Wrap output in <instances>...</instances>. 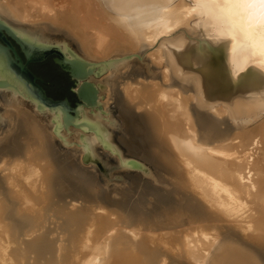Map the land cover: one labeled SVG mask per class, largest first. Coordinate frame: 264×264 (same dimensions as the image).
Returning <instances> with one entry per match:
<instances>
[{"label": "bare ground", "instance_id": "1", "mask_svg": "<svg viewBox=\"0 0 264 264\" xmlns=\"http://www.w3.org/2000/svg\"><path fill=\"white\" fill-rule=\"evenodd\" d=\"M262 12L223 0H0V19L21 32L31 21L67 30L96 89L67 128L46 109L39 126L21 93L0 89V264H264ZM46 133L90 159L104 146L125 166L119 142L165 165L183 204L146 193L63 202L51 160L69 188L91 179L81 185L75 151L56 152Z\"/></svg>", "mask_w": 264, "mask_h": 264}, {"label": "water", "instance_id": "2", "mask_svg": "<svg viewBox=\"0 0 264 264\" xmlns=\"http://www.w3.org/2000/svg\"><path fill=\"white\" fill-rule=\"evenodd\" d=\"M44 25L45 32L39 31V25L38 28L22 26L23 30H28L27 33H35L38 36V39H36L11 27L10 24L0 19V89L12 88L21 93L22 105L28 106L31 109V114L35 116H45L46 114L42 113L44 109L55 113L59 112L63 128L78 127L75 122L79 116L77 115L78 105H96V89L88 80V76L92 71L89 64L77 53L78 47L76 44L70 43L64 32H56L48 23ZM49 56H52L53 63L63 72H66L74 82L75 87L72 91L77 98L74 105L66 97L58 99L49 96L39 83L42 80L28 67L30 63L41 62ZM191 109L194 114L207 112V108L200 107L197 104H193ZM29 121L31 122V120ZM225 123L227 126H233L229 121ZM51 131V133L55 132L53 129ZM45 136L50 139L56 152L75 151L74 161L77 167L86 171L83 174L78 173V176H76L82 186V180L91 179V186L87 185V188L84 186H80L81 189L69 188V185L64 184L65 173H63L59 164L57 166L55 160H51L54 170L51 176L52 190L56 197L64 202H67L69 198H74L76 202L86 207L91 198H98L100 201L110 202V205H112L119 204L120 201L125 202L124 199L127 200L128 198L137 196L143 198L146 193L149 196L157 195L159 197L163 194H170L172 201L169 205L175 204V202L183 204L180 194H176L177 188L172 177L167 173L163 164V169L157 168L158 166L156 167L152 163V159L150 160L146 156L134 155L130 151L125 152L120 143L117 142L120 151H122L121 153L125 152L124 156L127 158L125 166L122 167L119 166L115 155L112 158L110 151L104 146L94 147L97 156H95V159H90L87 155L77 154L76 146L64 144L49 133H46ZM145 168L150 169L152 174L144 175L141 169L145 170ZM85 174L90 176L84 177ZM149 201H151L150 198L146 202ZM65 228L68 231L70 230L69 225H66ZM257 252L264 260V250L262 252L258 250ZM174 264L187 263L175 262Z\"/></svg>", "mask_w": 264, "mask_h": 264}, {"label": "flooded vegetation", "instance_id": "3", "mask_svg": "<svg viewBox=\"0 0 264 264\" xmlns=\"http://www.w3.org/2000/svg\"><path fill=\"white\" fill-rule=\"evenodd\" d=\"M15 47L18 50L16 45ZM28 67L38 78L42 80V82H38L49 96L58 99L66 97L70 103L74 105L77 101V98L72 91L75 84L66 72H63L56 64L53 63L52 56L47 57L41 62L30 63ZM39 117H41V120L45 119V117ZM127 133V144L135 142L130 138L132 137V134L130 132ZM120 145L125 152L128 151V147L124 146L122 143ZM125 152L123 153L124 155ZM111 157L114 158V155L111 154Z\"/></svg>", "mask_w": 264, "mask_h": 264}, {"label": "rangeland", "instance_id": "4", "mask_svg": "<svg viewBox=\"0 0 264 264\" xmlns=\"http://www.w3.org/2000/svg\"><path fill=\"white\" fill-rule=\"evenodd\" d=\"M38 22H41V23H42L43 21H41V20H37L36 23H38ZM28 23H29V24H26L28 27H29V26H30V27H33V26L36 27V26L38 25V24H35V22H32V21H31V22H28ZM32 23H34V24H32ZM44 23H46V21H45ZM47 23H48V25H50L53 29H55L56 32H60V31H61V32H64V34H65L66 37L68 38L69 42L71 41L70 43H75L76 46L78 47V51H79L80 46H79L78 42L75 40V38H74L69 32H67V30H65L64 28L56 27V26H54L53 24H50L48 21H47ZM47 23H46V24H47ZM70 36H71V37H70ZM73 38H74L75 42H74ZM147 59H148V62H149V63H148V64H149V67H151V69L153 68L152 71H153L155 74L159 73V68H160V67H157L156 65H154L153 63H151V62L149 61V58H148V57H147ZM152 71H150V72L147 71V75H148V74H151V75L154 74ZM151 72H152V73H151ZM155 74H154V75H155ZM151 75H148V77L151 76ZM102 76H103V74H102ZM102 76H101V77H102ZM152 76H153V75H152ZM96 79H98V77H97ZM175 79H176V84L180 85V87L182 86V84H184L183 81L181 82L179 79H177V78H175ZM181 83H182V84H181ZM24 107H25V109L28 111V113L30 112L29 115H30V116L32 115L31 117L34 118V119L36 120V122L41 126V125H42V120H44V119L41 120V117H39V115H36V116H35V115L31 114V109H30L28 106L25 105ZM30 116H29V117H30ZM33 116H34V117H33ZM31 117H30V118H31ZM250 124H252V123H250ZM250 124H249V126H251ZM249 126H246V127H249ZM180 196H181V198H180L181 200H183V198L186 197L184 194H183V195L180 194ZM67 199H68V198H67ZM71 201H75V200L72 199V200H70V201L68 200L67 202H71ZM63 202H64V201H63ZM50 221H51V220H50ZM52 222H53V221H52ZM52 222L48 223V225H49L48 227L50 228L49 233H48V236H49V235L52 236V235H55V234L57 233V228H55V225H54ZM50 224H51V225H50ZM185 225H186V224H185ZM185 225H183V226H185ZM180 227H181V226H180ZM52 232H53L54 234H53Z\"/></svg>", "mask_w": 264, "mask_h": 264}, {"label": "snow or ice", "instance_id": "5", "mask_svg": "<svg viewBox=\"0 0 264 264\" xmlns=\"http://www.w3.org/2000/svg\"><path fill=\"white\" fill-rule=\"evenodd\" d=\"M207 3H215L216 0H205ZM224 3H238L245 5H259L261 9H264V0H223ZM264 15V12L261 13Z\"/></svg>", "mask_w": 264, "mask_h": 264}]
</instances>
